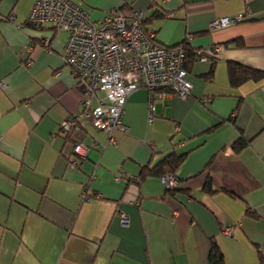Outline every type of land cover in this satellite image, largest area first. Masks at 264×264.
Returning <instances> with one entry per match:
<instances>
[{
  "label": "crops",
  "instance_id": "1",
  "mask_svg": "<svg viewBox=\"0 0 264 264\" xmlns=\"http://www.w3.org/2000/svg\"><path fill=\"white\" fill-rule=\"evenodd\" d=\"M34 1L0 0V264H209L211 239L224 264H260L264 79L232 86L228 64L264 70V0H73L91 21L143 11L159 44L220 49L187 57L190 94L157 100L151 120L139 86L126 98L124 131L108 136L82 114L70 139L60 124L81 110L82 84L63 59L67 31L27 20ZM169 153L183 155L174 190L158 175L135 181Z\"/></svg>",
  "mask_w": 264,
  "mask_h": 264
},
{
  "label": "built area",
  "instance_id": "2",
  "mask_svg": "<svg viewBox=\"0 0 264 264\" xmlns=\"http://www.w3.org/2000/svg\"><path fill=\"white\" fill-rule=\"evenodd\" d=\"M143 17L140 10L126 15L113 9L101 20L91 21L88 12L73 0L34 1L27 20L34 26L51 23L56 29L67 31L63 59L82 84L81 110L60 124L63 134L77 132V120L82 114L89 115L92 124L108 136L114 129L124 131V104L139 86L148 90L149 120L154 116L157 100L166 95L185 98L190 94L184 50L159 44L152 32L145 31ZM8 18L13 19V15ZM242 18V13L220 16L209 22V28L224 27ZM219 49L220 45L215 44L208 52L196 51L195 58L206 60ZM110 140L113 141L111 137ZM72 150L83 157L87 148L75 141ZM161 178L165 187L173 188L179 183L171 173ZM121 221H126L123 214ZM223 233L230 235L231 227H226Z\"/></svg>",
  "mask_w": 264,
  "mask_h": 264
},
{
  "label": "trees",
  "instance_id": "3",
  "mask_svg": "<svg viewBox=\"0 0 264 264\" xmlns=\"http://www.w3.org/2000/svg\"><path fill=\"white\" fill-rule=\"evenodd\" d=\"M118 10L123 12L122 7ZM162 15H163L162 13H155V16L157 17L162 16ZM142 25L145 31L149 32V30H147L144 25V19L142 20ZM167 47L184 49V52H185L184 65H185L187 57L191 58L192 55L193 57L195 55V52H193L189 48H185V46L183 47L181 45H177L174 47L172 46H167ZM228 78H229L230 85L237 86L238 84L246 80L258 81L260 79H264V70L257 68V67L245 65L239 62H229ZM60 131L62 132L61 128H60ZM71 137L72 136L70 135V133L65 134L66 139H70ZM72 142L74 144L75 140H73ZM245 145H246V141L242 137H240L237 140H235L231 146L234 150L239 151ZM182 157L183 155H176L174 153H169L165 155L163 158H161L160 160H158L154 165L152 166L146 165L139 174V182L142 180V177L146 176L147 174L164 176L168 173H171L175 175V169L177 168ZM176 187H173V188L165 187V189L170 191V190H174ZM203 189L210 191V192L213 191L211 187L210 179L206 180V183ZM210 241L211 242H210V249H209V254H208V263L209 264H224L222 252L220 248L218 247V244L213 239H211ZM259 259H260V264H264V258H262L261 255H259Z\"/></svg>",
  "mask_w": 264,
  "mask_h": 264
},
{
  "label": "rangeland",
  "instance_id": "4",
  "mask_svg": "<svg viewBox=\"0 0 264 264\" xmlns=\"http://www.w3.org/2000/svg\"><path fill=\"white\" fill-rule=\"evenodd\" d=\"M95 104V103H94ZM94 104H92V105H94ZM227 227H229V226H227ZM226 228V227H225ZM225 230V229H224ZM231 232H232V230H231Z\"/></svg>",
  "mask_w": 264,
  "mask_h": 264
}]
</instances>
